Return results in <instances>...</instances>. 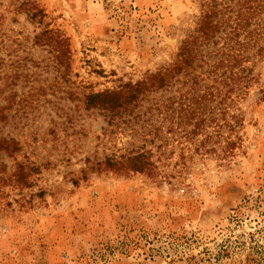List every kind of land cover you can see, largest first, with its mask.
<instances>
[{
  "label": "rangeland",
  "instance_id": "1",
  "mask_svg": "<svg viewBox=\"0 0 264 264\" xmlns=\"http://www.w3.org/2000/svg\"><path fill=\"white\" fill-rule=\"evenodd\" d=\"M25 1L0 0V264H264V58L196 137L86 104L173 65L220 0ZM133 152L144 171L107 164Z\"/></svg>",
  "mask_w": 264,
  "mask_h": 264
},
{
  "label": "trees",
  "instance_id": "2",
  "mask_svg": "<svg viewBox=\"0 0 264 264\" xmlns=\"http://www.w3.org/2000/svg\"><path fill=\"white\" fill-rule=\"evenodd\" d=\"M33 4L27 0L21 5L32 8ZM213 4L211 9L203 11L197 34L184 41L179 59L173 65L149 73L136 83H124L116 89L86 95L87 108L102 109L114 120L137 106L143 108L146 101V107L135 118L140 121L145 117L152 126L146 132L154 135H161L162 123L168 119L179 128L184 123L192 124L190 130L185 131L192 137H196L207 122L215 120L221 128L223 123H219L217 116L248 93L254 76L253 65L264 58V0H220ZM25 10L32 17H40L39 21L44 16L43 9ZM36 41L47 44L57 53L69 52L66 39L53 29H43ZM175 82L182 86L175 96L165 97ZM158 89H163L164 93L149 97ZM225 124L230 129L234 127L226 120ZM216 132L220 136L219 130ZM145 157L141 152H133L121 157L122 160L109 159L107 164L144 171L150 165Z\"/></svg>",
  "mask_w": 264,
  "mask_h": 264
}]
</instances>
